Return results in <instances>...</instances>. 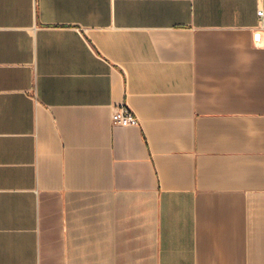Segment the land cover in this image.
<instances>
[{
	"label": "crops",
	"instance_id": "obj_1",
	"mask_svg": "<svg viewBox=\"0 0 264 264\" xmlns=\"http://www.w3.org/2000/svg\"><path fill=\"white\" fill-rule=\"evenodd\" d=\"M0 264H264V0H0Z\"/></svg>",
	"mask_w": 264,
	"mask_h": 264
},
{
	"label": "built area",
	"instance_id": "obj_2",
	"mask_svg": "<svg viewBox=\"0 0 264 264\" xmlns=\"http://www.w3.org/2000/svg\"><path fill=\"white\" fill-rule=\"evenodd\" d=\"M259 16H263V10L258 9L257 11ZM255 44L262 45V39L255 40ZM139 120L137 116L133 113V111L127 107L126 105L122 104L120 106L115 107L111 114V124L112 125H122V126H129V125H137Z\"/></svg>",
	"mask_w": 264,
	"mask_h": 264
}]
</instances>
